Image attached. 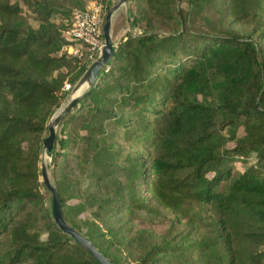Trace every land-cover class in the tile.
Returning a JSON list of instances; mask_svg holds the SVG:
<instances>
[{"label":"trees","instance_id":"trees-1","mask_svg":"<svg viewBox=\"0 0 264 264\" xmlns=\"http://www.w3.org/2000/svg\"><path fill=\"white\" fill-rule=\"evenodd\" d=\"M90 1L0 0V264H99L57 225L40 167L65 82L89 66L61 46ZM128 12L58 128L66 221L117 264H264V0Z\"/></svg>","mask_w":264,"mask_h":264},{"label":"water","instance_id":"water-1","mask_svg":"<svg viewBox=\"0 0 264 264\" xmlns=\"http://www.w3.org/2000/svg\"><path fill=\"white\" fill-rule=\"evenodd\" d=\"M128 3L129 0H116L107 9L103 25L104 44L100 50L99 56L88 66L65 100L51 115L48 122V135L43 139L41 154V180L45 183L52 197V211L57 225L64 232L88 248L99 264L117 263L109 258L102 250L97 248L96 245L82 232L66 221L63 215L60 193L53 182L50 166L57 148L58 128L62 120L77 106L78 101L95 85L100 75V71L112 59L115 53V40L112 33L113 18L115 14L122 7L128 5Z\"/></svg>","mask_w":264,"mask_h":264},{"label":"built area","instance_id":"built-area-1","mask_svg":"<svg viewBox=\"0 0 264 264\" xmlns=\"http://www.w3.org/2000/svg\"><path fill=\"white\" fill-rule=\"evenodd\" d=\"M105 8L102 0H91L86 6L73 9L63 29L61 54L85 58L89 65L97 59L104 44ZM125 29L130 30V27ZM72 87L71 82H65V89Z\"/></svg>","mask_w":264,"mask_h":264},{"label":"rangeland","instance_id":"rangeland-1","mask_svg":"<svg viewBox=\"0 0 264 264\" xmlns=\"http://www.w3.org/2000/svg\"><path fill=\"white\" fill-rule=\"evenodd\" d=\"M102 1L105 3V5H107V3L109 2V0H102ZM114 1H116V0H114ZM26 12L28 14H31L29 8L26 10ZM129 25H130V23H129L128 5H125L115 14V16L113 18L112 33H113V37H114L115 42L119 37H121L124 33L127 32L128 29L126 30L125 28H129L130 27ZM233 26L236 30H239L240 32H243L246 30V28L244 26H241L240 24H234ZM72 89L73 88H71V90ZM40 163H41V161H40ZM51 165H52V163H51ZM51 167L52 166H50V171H51Z\"/></svg>","mask_w":264,"mask_h":264}]
</instances>
